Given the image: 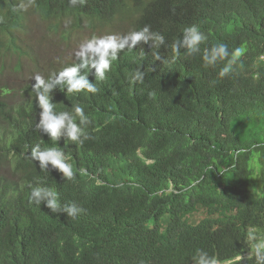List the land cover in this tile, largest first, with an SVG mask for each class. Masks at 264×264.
Masks as SVG:
<instances>
[{
  "label": "trees",
  "instance_id": "16d2710c",
  "mask_svg": "<svg viewBox=\"0 0 264 264\" xmlns=\"http://www.w3.org/2000/svg\"><path fill=\"white\" fill-rule=\"evenodd\" d=\"M134 1L144 17L160 16L173 40L176 27L196 24L208 46L224 43L240 56L224 77L227 60L207 68L195 54L205 73L198 79H183L168 65L159 82H124L123 94L110 100L140 126L141 156L128 151L126 162L98 169L105 148L57 143L72 180L28 156L34 143L51 145L35 126L32 87L20 95L0 86V166L15 161L16 176L5 183L0 177V264H193L197 249L217 264H256L247 256L249 233L264 239V0H181L180 11L171 0L164 15L169 0ZM0 31L2 59L20 44L7 20ZM30 186L53 190L62 206L83 211L75 218L52 213L29 202Z\"/></svg>",
  "mask_w": 264,
  "mask_h": 264
},
{
  "label": "clouds",
  "instance_id": "9594fccd",
  "mask_svg": "<svg viewBox=\"0 0 264 264\" xmlns=\"http://www.w3.org/2000/svg\"><path fill=\"white\" fill-rule=\"evenodd\" d=\"M113 1L117 0H0V22L10 23L11 34L20 44L17 51L5 57L12 62L13 71L30 69L39 62L37 49L30 39L31 31L41 30L57 39L58 57L40 68L50 67L49 71L35 73L32 77L35 83L28 84L35 92L33 99L39 114V121L35 123L37 132L51 145L34 143L28 156L38 161L41 170L57 169L63 179L72 180L74 172L68 157L57 145L60 142H68L74 149L84 141L89 143L86 149L105 148L106 154L97 164L98 169H109L114 161L126 162L128 151L141 156L137 143L140 126L124 120L120 116L121 107L110 100L114 93L123 94L124 82L135 86L137 82H159L168 65L183 79L190 75L189 81L198 79L205 73L192 60L195 54L207 68L227 60L219 72L224 77L241 54L239 48L229 52L224 43L208 46L206 35L196 24L176 27L177 36L173 40L166 31L170 28L163 25L160 16L144 17L147 13L134 0H121L115 7L111 5ZM170 1L165 3L161 14H165ZM173 5L177 11L182 9L181 0H174ZM65 50L72 53L61 57ZM114 62H118L115 68L119 74L114 70ZM18 63L20 67L16 68ZM105 89L107 93L103 92ZM72 98L80 100L81 106L69 104ZM61 104L69 105L56 108ZM94 134L103 138L99 144L87 140ZM149 162L145 160L146 164ZM11 163L14 165L15 161L7 162V167L0 166L3 183L16 180ZM131 176L141 178L140 173ZM102 182L105 183L96 180V183ZM29 192V202L43 203L52 213L63 212L75 218L83 211L75 203L62 206L57 193L48 188L30 186ZM248 240L251 252L247 258L254 257L256 264H264V239H256L249 233ZM192 260L193 264H217V259L202 249L196 250Z\"/></svg>",
  "mask_w": 264,
  "mask_h": 264
},
{
  "label": "rangeland",
  "instance_id": "374dc122",
  "mask_svg": "<svg viewBox=\"0 0 264 264\" xmlns=\"http://www.w3.org/2000/svg\"><path fill=\"white\" fill-rule=\"evenodd\" d=\"M30 39L33 41L36 49L39 62L29 68L23 67L20 71H13V65L11 61H7L6 58L0 59V86H5L8 89H12L15 93L20 95L23 93V87L26 84H34L35 81L32 79L35 73L43 72L46 73L49 71V68L40 69L41 66L53 59L57 58L56 55L59 52L57 45V39L53 36L46 34L41 30L31 31ZM72 51H64V54L61 57L67 56ZM25 83V84H24Z\"/></svg>",
  "mask_w": 264,
  "mask_h": 264
}]
</instances>
